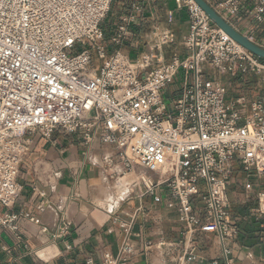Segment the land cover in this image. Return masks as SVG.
<instances>
[{
  "label": "built area",
  "instance_id": "obj_1",
  "mask_svg": "<svg viewBox=\"0 0 264 264\" xmlns=\"http://www.w3.org/2000/svg\"><path fill=\"white\" fill-rule=\"evenodd\" d=\"M115 1L0 0V230L20 243L21 220L47 232L41 221L47 199L64 211L55 238L68 234L67 199L57 195L61 173L49 162L36 160L32 166L31 189L40 200L37 214L13 208L23 191L19 176L35 137L80 134L86 144L97 139L112 146L96 164L112 201L130 199L134 193L140 199L158 201L164 194L170 200L181 236L146 241V256L157 252L166 264H236L233 244L241 229L229 193L234 162L253 179L244 187L241 204H256V220L264 216V60L231 40L194 0H173L190 21L183 39L190 51L185 60L173 54L163 64L161 51L174 45L175 36L158 26L136 62L119 50L108 55L101 44V25ZM150 1H131L113 45L121 46L128 25ZM204 1L238 33L235 25L242 32H255L264 24V0ZM93 57L100 63L98 70ZM205 65L230 76L252 73L261 91L251 102H227L225 87L203 82ZM179 71L185 73L184 88L169 103L163 91ZM111 221L123 232L117 254L101 249L83 264H129L135 256L136 217L125 220L114 214ZM213 240L218 256L205 260L201 254Z\"/></svg>",
  "mask_w": 264,
  "mask_h": 264
},
{
  "label": "crops",
  "instance_id": "obj_2",
  "mask_svg": "<svg viewBox=\"0 0 264 264\" xmlns=\"http://www.w3.org/2000/svg\"><path fill=\"white\" fill-rule=\"evenodd\" d=\"M131 1L116 0L101 25L104 33L101 44L108 55L119 50L131 62H136L143 56L152 28L158 26L175 36L174 45L161 51L163 64L170 63L173 54L180 61L189 57L190 51L183 46V39L189 34L190 21L186 11L177 9L173 0H151L142 16L128 25L121 46L113 45L111 40L122 25ZM235 27L241 35L249 36L255 45L264 49V24L255 32H242L241 25ZM184 74V71H179L164 89L163 98L167 102H174L180 97L184 88ZM187 80L188 84L193 83L191 73ZM202 80L225 87L227 102L238 98L251 102L261 91L260 80L252 73L230 76L205 65ZM111 150L112 146L101 144L97 139L91 144L84 143L80 134L63 136L56 132L50 140L35 137L31 155L21 169L19 182L23 185V191L13 211H24L32 216L37 214L36 207L40 200L31 189L34 183L31 171L36 160L46 161L61 173L57 195L67 199L65 214L71 223L70 230L65 237L55 238L59 216L64 211H58L46 199L41 221L48 228L47 232H41L39 227L21 220L19 226L24 243H20L12 233L0 230V264H83L86 256L101 249L116 255L123 232L111 221L114 214L125 220L136 217L134 233L137 235L135 242L138 251L129 264H166L157 252L146 256L143 247L146 241L178 240L182 225L177 213L170 208V200L164 194L158 201L151 196L140 199L134 193L130 199L120 202L112 201L114 198L109 196L107 202V188L96 164L100 163L105 151ZM232 166L234 175L229 186L230 201L233 217L241 229L240 236L233 244V257L236 264H264V216L262 220H256V204H241L244 187L253 179L251 173L244 171L239 163L234 162ZM261 185L264 188L263 181ZM51 198L52 201L57 199ZM210 243V249L201 254L205 260L218 256L216 241Z\"/></svg>",
  "mask_w": 264,
  "mask_h": 264
},
{
  "label": "water",
  "instance_id": "obj_3",
  "mask_svg": "<svg viewBox=\"0 0 264 264\" xmlns=\"http://www.w3.org/2000/svg\"><path fill=\"white\" fill-rule=\"evenodd\" d=\"M196 4L202 9V11L209 17V19L224 32L231 40L242 46L245 50L253 54L254 56L264 60V49L255 45L247 37L238 33L233 27L226 23L215 11L204 1L194 0Z\"/></svg>",
  "mask_w": 264,
  "mask_h": 264
},
{
  "label": "rangeland",
  "instance_id": "obj_4",
  "mask_svg": "<svg viewBox=\"0 0 264 264\" xmlns=\"http://www.w3.org/2000/svg\"><path fill=\"white\" fill-rule=\"evenodd\" d=\"M87 48H88V49L92 48V45H88ZM92 65H93V68H94L95 70H98V69H99V65H100V63H98V62L95 60V57H93ZM109 196H110V194H109V192H108V190H107V193H106V196H105V200H106L107 202H108V198H109Z\"/></svg>",
  "mask_w": 264,
  "mask_h": 264
}]
</instances>
